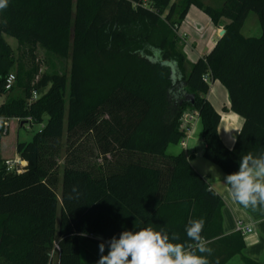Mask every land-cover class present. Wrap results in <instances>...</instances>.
<instances>
[{"label":"trees","instance_id":"16d2710c","mask_svg":"<svg viewBox=\"0 0 264 264\" xmlns=\"http://www.w3.org/2000/svg\"><path fill=\"white\" fill-rule=\"evenodd\" d=\"M192 4L226 30L194 62L178 34ZM251 14L259 36L242 33ZM0 21V97H7L0 103V264H52L56 245L58 264H96L101 239L149 225L191 243L190 218L205 220L210 264L236 255L264 264L243 255L241 232L224 233V200L186 152L167 153L186 137L182 118L193 112L202 122L203 157L226 175L244 154L264 153V0L218 7L203 0H9ZM5 35L23 48L19 56ZM38 47L71 57L70 76L42 73ZM170 61L182 74L175 83ZM11 72L16 81L7 90ZM216 80L244 117L233 148L224 144L222 114L207 97ZM14 89L20 95L9 96ZM46 116L30 141H17L23 171H7V121L44 124Z\"/></svg>","mask_w":264,"mask_h":264},{"label":"clouds","instance_id":"9594fccd","mask_svg":"<svg viewBox=\"0 0 264 264\" xmlns=\"http://www.w3.org/2000/svg\"><path fill=\"white\" fill-rule=\"evenodd\" d=\"M8 3L9 0H0V11L6 9ZM166 63L171 65L173 83L179 81L182 74L178 64ZM223 183L228 186L231 198L243 207L255 211L264 206V153L255 156L248 152L241 156L238 170L226 175ZM73 192H77L76 187ZM204 225V218L188 220L185 233L191 243L180 242L176 232L170 234L164 228L156 230L151 225L135 231L124 230L118 237L101 239L96 264H210L213 250L208 246L210 241L201 235Z\"/></svg>","mask_w":264,"mask_h":264},{"label":"crops","instance_id":"0c3cea01","mask_svg":"<svg viewBox=\"0 0 264 264\" xmlns=\"http://www.w3.org/2000/svg\"><path fill=\"white\" fill-rule=\"evenodd\" d=\"M204 1V0H203ZM212 3V1L215 0H207ZM218 3H220L218 6H220L224 0H217ZM205 2V1H204ZM206 3V2H205ZM207 4V3H206ZM215 6V7H218ZM197 18L196 21L187 23L186 22L190 19L191 16ZM207 20L206 26H202L198 20ZM222 22H225V19L222 20ZM223 28V25L220 27L215 26L211 19L208 20L206 16L203 15V11L199 9L196 5L192 4L188 10V13L186 15V18L182 22L178 34L180 36H193V39L190 38V42L193 43V46L191 49H185V52L187 55H189V51L192 50L193 53L191 55V62L196 61L199 57L207 55L215 46L217 42V37ZM261 29V28H260ZM205 33V39L201 44L198 45L196 39H194V36L199 35V34ZM261 34V32H260ZM214 84V87L210 86V90L207 94L208 99L211 101L213 104V100L211 98L212 93L218 92L220 93L221 100L219 99V103L223 104V112H220L222 114V119L218 127L219 134L224 142V144L228 148H233L235 145L237 136L243 126L244 123V117L241 116L240 114L234 112L231 109V102H230V96L228 93V90L222 83L218 80L212 81ZM215 84L219 87L216 86ZM221 84V85H220ZM218 88V89H217ZM225 90L224 92L227 91L228 96L226 97L227 93L223 95V92L221 91ZM218 101V100H217ZM214 106V104H213ZM215 107V106H214ZM216 108V107H215ZM217 109V108H216ZM218 110V109H217ZM219 111V110H218ZM227 113V114H226ZM226 118V119H225ZM228 122L227 125H224V122ZM226 127V128H225ZM193 128V126H192ZM191 133V128L188 129ZM223 131L226 134L225 136L223 135ZM186 132V137L179 143V144H172L170 146H175V145H180L184 147L185 149H181L177 152H174L173 154H178L181 151H185L187 156L190 157L191 164L193 167L203 176L205 177L212 188L220 194V196L224 200V208H223V218H224V233L230 234L233 232H236V226L238 221H244L246 223H249L253 226L254 230L252 233L245 235V240H246V248L243 251V255L258 261L260 263H264V206L259 207L257 210H252L251 208H245L242 205L238 204L235 202L230 194H229V188L226 184H224V177L226 176V173L223 171V173H220L213 167L212 165H209L199 158L203 157V151L204 148H201L198 153L194 150V152H189L188 150V138L191 137L190 133ZM4 140V138H3ZM2 140V144H3ZM169 146V147H170ZM168 147V148H169ZM205 147V145H204ZM3 148V145H2ZM168 153V149H167ZM170 154V153H169ZM2 155H3V149H2ZM18 156V154H17ZM196 161V164L193 162ZM208 161V160H207ZM210 162V161H209ZM211 164H214L210 162ZM26 165V162L22 160V167ZM216 165V164H214ZM218 166V165H216ZM220 168V167H219ZM245 264L242 261V258L240 255L234 256L227 264Z\"/></svg>","mask_w":264,"mask_h":264},{"label":"rangeland","instance_id":"374dc122","mask_svg":"<svg viewBox=\"0 0 264 264\" xmlns=\"http://www.w3.org/2000/svg\"><path fill=\"white\" fill-rule=\"evenodd\" d=\"M207 4H210L212 6H218L220 3H218L217 0L209 2L207 0H204ZM203 15L206 16L208 18V20L210 19V17L205 14L203 12ZM197 18L193 16L190 17V19L186 22L187 23H191L196 21ZM199 23L202 26H206V22L207 20H198ZM222 29H225L224 27ZM221 29V30H222ZM261 32L260 29V25L258 22V18L255 14H251L248 19L246 20L245 24L242 27V33L245 36H259ZM182 40L184 42V48L185 49H191L193 46V43L190 42V38L193 39V36H181ZM217 39L221 38L220 37V33L218 35H216ZM5 39L7 40V42L10 44V46L14 49L16 55L19 56V54L21 52H23V48L19 49L18 48V42L15 38L5 35ZM194 39H196L198 45L201 44L203 42V40L205 39V33L204 35L201 33L199 35L194 36ZM193 53L192 50L189 51V55L188 56V60L191 62V55ZM37 57L41 60L42 62V67H41V71L43 72H60V73H65L68 77L70 76V72H71V57H60L57 56L47 50H45L42 47H38L37 49ZM221 85V84H220ZM210 86L214 87V84L212 81H210ZM219 87L218 84H215V88ZM218 89V88H217ZM225 90L221 91V93L223 92V95L226 92H224ZM212 102L214 104V106L219 110V112H223V104L219 103V99L221 100V98H223L222 96H220V93L218 94V92L214 91V93H212ZM20 95L19 91L14 89L10 92L9 96H18ZM228 96V93L226 95V97ZM38 97V95H37ZM36 97V98H37ZM6 96H2L0 97V103L4 102L6 100ZM218 100V101H217ZM66 109H67V104H66ZM227 114V113H226ZM226 119V118H225ZM48 120V116H46L45 118V122L44 124H30L27 120L25 121H18L16 119H10L9 121H7V126H8V132L4 137L3 140V158L5 160H15L18 159V161L20 162L19 165L22 167V159L20 158V156H17L16 153V144L17 141H30L33 136L35 135V133H37L39 130H41V128L45 125L46 121ZM224 125H227L228 122H224ZM193 126V128H192ZM191 128V137L188 138V150L189 152H194V150L198 153L200 150H202L201 148H204V141L202 138V122L201 119L197 116L193 121L192 124L190 125V127L188 126V129ZM226 128V127H225ZM223 135L225 136L226 134L223 131ZM64 142H65V136H64ZM181 149H185L184 147L180 146V145H175V146H170L168 148V153L173 154L174 152H177ZM200 160H202L203 162L212 165L213 167H215V169H217L218 172L223 173V171L221 170V168H219V166H216L214 164H211L209 161H207L204 157L199 158ZM92 161L99 164L102 162V160L100 158H95L92 157ZM194 164H196V161L193 162ZM64 164H65V159H64V153H62V156L60 157L59 160V183H58V193L59 196L61 197V191H62V178H63V169H64ZM23 168V167H22ZM23 171V170H22ZM60 205H61V199H60ZM52 264H58V246L56 245L55 250L53 252V260H52ZM235 264V263H234Z\"/></svg>","mask_w":264,"mask_h":264},{"label":"built area","instance_id":"2783aa9c","mask_svg":"<svg viewBox=\"0 0 264 264\" xmlns=\"http://www.w3.org/2000/svg\"><path fill=\"white\" fill-rule=\"evenodd\" d=\"M15 81H16L15 73L11 72L8 75V77L6 78L5 88L7 90H11L13 88V86L15 85ZM37 95H38L37 93H34V98H36ZM197 116L199 117V114L197 112L184 114L182 121H183L184 125H186L187 130H188V126L190 127V125L192 124V121ZM5 163L7 165V171H9V172L20 173L23 170V168L19 165L20 162L18 161V159L6 160ZM253 230H254V228L251 224L246 223L244 221H238L237 222L236 231L241 232L244 236L252 233Z\"/></svg>","mask_w":264,"mask_h":264},{"label":"water","instance_id":"95a60500","mask_svg":"<svg viewBox=\"0 0 264 264\" xmlns=\"http://www.w3.org/2000/svg\"><path fill=\"white\" fill-rule=\"evenodd\" d=\"M225 32H226V30H225V29H222V30L220 31V37H222V36L225 34Z\"/></svg>","mask_w":264,"mask_h":264}]
</instances>
